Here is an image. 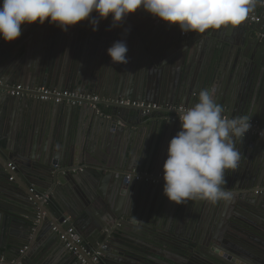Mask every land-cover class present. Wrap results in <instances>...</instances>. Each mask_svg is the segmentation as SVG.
Returning <instances> with one entry per match:
<instances>
[{"label": "water", "instance_id": "water-1", "mask_svg": "<svg viewBox=\"0 0 264 264\" xmlns=\"http://www.w3.org/2000/svg\"><path fill=\"white\" fill-rule=\"evenodd\" d=\"M251 18L258 22L251 23ZM162 24L138 10L118 27H111L110 17L100 21L95 32L87 21L66 32L47 21L24 26L14 44L37 32L41 42L45 33L41 51L54 53L61 63L55 65L48 53L43 62H29L23 57L25 44L20 49L23 56L12 58L15 49L10 51V43L0 40V83L183 109L198 102L200 90L215 86L225 116L248 115L250 123L263 129L264 38L256 35L264 37V0H257L235 28L182 35L177 26ZM121 40L127 44L128 62L114 65L106 52ZM98 52V61L113 66L114 78L98 81L99 74L88 76L91 65L82 62ZM105 105L78 107L16 98L0 88V256L9 259L4 264L14 258L15 264H28L27 259L21 261L28 256L50 260L58 235L88 264H94V251L101 255L97 264H264V141L251 134L236 139L242 157L237 170L225 177V186L234 194L230 201L175 205L163 195L162 185L124 180L134 171H162L167 151L158 150L156 159L149 155L141 161L124 138L130 128L152 127V117L158 114L167 150L180 130L179 120L171 122L167 112L145 115L113 104L104 109ZM10 163L15 170L9 169ZM56 184L65 186L64 208L49 207L30 192L33 185L51 189ZM109 184L111 196L104 199L100 192ZM66 213L74 224L64 223ZM38 214L45 217L36 219ZM36 220L40 223L35 226ZM77 221L83 225L77 226ZM70 228L73 239L66 238ZM33 247L35 255L28 251L22 256L23 249Z\"/></svg>", "mask_w": 264, "mask_h": 264}, {"label": "clouds", "instance_id": "clouds-1", "mask_svg": "<svg viewBox=\"0 0 264 264\" xmlns=\"http://www.w3.org/2000/svg\"><path fill=\"white\" fill-rule=\"evenodd\" d=\"M257 0H0V40L16 41L24 26L46 21L61 31L87 21L93 32L100 21L111 18L118 27L142 10L182 33L239 26L253 11ZM95 14V15H93ZM128 48L116 41L107 49L112 64H126ZM216 88L202 89L198 102L179 117L180 130L169 141L162 166L163 195L175 205L201 200L228 202L233 192L226 175L239 167L242 154L235 146L249 131L250 117H228L216 101ZM134 218V217H133ZM136 219V218H135Z\"/></svg>", "mask_w": 264, "mask_h": 264}, {"label": "crops", "instance_id": "crops-1", "mask_svg": "<svg viewBox=\"0 0 264 264\" xmlns=\"http://www.w3.org/2000/svg\"><path fill=\"white\" fill-rule=\"evenodd\" d=\"M260 5H262V4H260ZM158 25H161V26L164 27V25L161 22H159V21H158ZM39 35H40V33H38V32L36 34L29 35V38L34 37L33 40L27 38L28 36H26L25 38L23 36L22 40L24 42L29 43V44H26V43L23 42V43L17 45L18 42H16L15 44H14V42H11L9 44V50L12 51L13 48L15 49L13 54H12V58L18 57L19 55L23 56V54L20 53V49L23 46V44H25V46L27 47V53L23 57L26 60H28L29 62H31V63L43 62L44 58L47 56L46 53H48V54H51V55L53 54L52 57L50 55L47 56V57L49 59H51V61L54 62L55 65L58 62L61 63L60 58L56 57L54 55V53L48 52L47 50L41 51L43 45H45V43L43 42V37H45V33L42 36H40V38H42L41 42L38 41V38H39L38 36ZM180 37L183 38L182 35ZM256 37H258L259 40H261V38H264L260 34L256 35ZM55 57H56V59H55ZM99 57H100V53L98 52V53H95L91 58L89 56H87L84 59V62H82L83 65H85V66L91 65L89 67L90 68L89 72H87L88 76L90 77V76H92L94 74H99L100 75L99 77L102 78V79H98V81L109 80V79H112V77L114 78L116 76V74L114 72V68H112L113 66L111 65V63H109L107 60H104V59L98 61ZM133 61H135V60L133 59L132 62ZM135 62H137V59H136ZM202 62H203L202 66L203 67H207L206 61L202 59ZM14 85H18V84H14ZM0 86H13V85H4V84L0 83ZM52 89H56V88H52ZM56 90H58V89H56ZM66 90H69V89H66ZM91 96H95V97L99 98V96L96 95V94H93ZM107 100L111 101L109 99L102 98V102L103 103H104V101H107ZM163 107H165V106H163ZM103 108L105 109L106 105ZM172 108H174V107H172ZM154 113H158V112H154ZM161 117L162 116H159L158 114L153 115L152 118H155V120H152V124H154V125L152 127H150V128L147 127V128H141V129H135V128H130V130L128 129L130 134H129V136L127 138H124V142L128 145V150L129 151L130 150L133 151L134 149H136L135 153L137 154V158H140L141 161L142 160H146V158H148L149 155H151V156L153 155L152 159H156V157H157L156 154H159L158 150H160V152L163 150V153H165L167 151V150H164L166 142L162 138V135H161V132H160L162 130H160V128L158 127L159 124L162 121ZM86 124H88V123L86 122ZM132 132L133 133L135 132V133L132 134V136H131ZM157 136H158V138H156ZM156 139H157V141H156ZM260 140L264 141V139H260ZM159 141H160V146H159ZM154 142H156L155 148H153ZM154 152H155V155L153 154ZM10 164L13 165L14 163H10ZM84 169H85V165L84 166L81 165L80 171H83ZM140 172L144 173L145 171H140ZM148 172L152 173L154 175H159V174L163 175L162 171H157L154 168H149ZM41 180H42V178H41ZM42 181H45V180L43 179ZM56 185L57 186H55V187H53L51 189H47L46 186L45 187H39V186H34L33 185V186H31V189L34 190L33 191V193H34L33 195H36L37 199L42 201L46 205L49 204L48 205L49 207H55L56 208L58 205H60L61 207L64 208L63 204L66 203V199L67 198H66L65 195L63 196V194H61L62 193L61 191L65 190V186H60L59 184H56ZM160 185L163 186V184H160V183L159 184H148V186H153L154 188H158V186H160ZM46 190H47V192L44 193V191H46ZM240 192H242V191H240ZM100 195L104 199L105 198H109L111 196L110 184L109 185H105V186L102 187ZM67 214L68 213H66V215H65V219H67V221H70L71 223L74 224V222L71 221L69 215H67ZM48 215H50V214L48 213ZM43 217H45L44 214H41V215L38 214L36 216V219L41 218V220H42ZM173 217L174 218H179L176 215H174ZM39 223H40V220H36L34 225L36 226ZM75 223L79 227L81 225H83V224H80L78 221L75 222ZM55 244L57 245V248L55 250H53L50 254L47 253V254L50 255L49 257H51L50 260L42 262V260H44L43 257L33 258V259L30 260V258L28 256L27 258L24 257L23 259H21V261H25L27 259V260H29L28 264H42V263L43 264H79L76 261V259L72 255H70L69 252L66 250V248L64 246V242L62 243L60 241V239H59V235L57 236ZM83 244L86 246V242L84 240H83ZM100 247H101V245H100ZM29 249L30 248L23 249V251L21 252L22 256L25 255V253H27L28 251L31 254H34V255H35V253L38 252V251H36V249H34V247L31 248L30 250ZM94 252H96V251H94ZM7 260H9V259H7ZM7 260H6L5 257L0 256V264L6 263ZM15 263H17V261L14 258L11 264H15Z\"/></svg>", "mask_w": 264, "mask_h": 264}, {"label": "built area", "instance_id": "built-area-1", "mask_svg": "<svg viewBox=\"0 0 264 264\" xmlns=\"http://www.w3.org/2000/svg\"><path fill=\"white\" fill-rule=\"evenodd\" d=\"M251 23L258 22V19L251 18ZM184 35V33H182ZM3 93L10 97H16V98H29V99H36L41 102H52L56 104H64V105H72V106H78V107H86V106H94L97 103H103L102 100L98 97L86 95V94H79L74 91L70 90H56V89H49L46 87H40V88H29L27 86L23 85H13V86H0ZM106 105H117L122 106L126 108H133L140 110L145 115H150L154 112H167L166 115L168 116V120L171 122H175L179 120L180 114L185 110L183 108H169V107H163L161 105L155 104V103H142V102H136V101H130V100H117V101H104ZM251 127L249 131L246 134H251L254 137L264 139V128L260 129L255 123H250ZM9 169L11 171L15 170V167L12 164L8 165ZM12 180V178H10ZM124 180L126 182L130 181H136V182H143L145 184H163L162 180V174L154 175L152 173L147 172H140V171H134L132 174H126L124 177ZM33 189L30 190L31 194L33 193ZM35 198L36 195H35ZM67 222V219L64 221V223ZM67 237L73 239V229L70 228L66 231ZM61 239L67 246L68 252H71L72 256L74 258H77L80 264H88L85 260L84 256H82L79 251L72 246L71 243H68L67 239H65L63 236H61ZM78 243V242H76ZM102 248H105L103 246ZM85 253V251H84ZM86 256L89 257V254L85 253ZM100 253L98 251L94 252L91 256L92 263L96 264L99 262Z\"/></svg>", "mask_w": 264, "mask_h": 264}, {"label": "rangeland", "instance_id": "rangeland-1", "mask_svg": "<svg viewBox=\"0 0 264 264\" xmlns=\"http://www.w3.org/2000/svg\"><path fill=\"white\" fill-rule=\"evenodd\" d=\"M101 100H102V99H101ZM147 173H149V172H147ZM124 177H125V176H124ZM69 254L72 255L71 252H69ZM75 259H76V261L79 263L78 259H77V258H75ZM79 264H80V263H79Z\"/></svg>", "mask_w": 264, "mask_h": 264}]
</instances>
